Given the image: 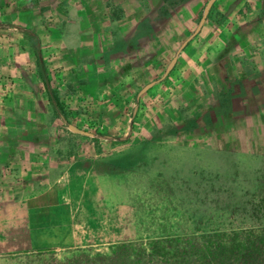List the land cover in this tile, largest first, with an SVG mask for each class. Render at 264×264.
<instances>
[{"label":"rangeland","instance_id":"1","mask_svg":"<svg viewBox=\"0 0 264 264\" xmlns=\"http://www.w3.org/2000/svg\"><path fill=\"white\" fill-rule=\"evenodd\" d=\"M209 1L189 0L157 21L162 47H154L152 36L134 47L120 39V28L131 34L130 21L143 19L135 0H113L121 21L120 3L132 12L129 23L112 17L107 0H0V123L6 138L9 132L37 142L45 138L49 153L77 159L89 141L68 124L94 133L96 160L112 156L117 164L118 199L131 203L117 209L118 218L134 242L200 235L213 220L238 226L236 217L222 216L223 207L241 202L228 189L255 186L264 193V0H217L202 31L162 79ZM157 3L146 0L143 6L150 13ZM11 23L40 35L67 123L48 102L23 34L4 27ZM80 139L85 143L78 147ZM236 173L231 183L228 177ZM212 174L219 177L213 181ZM111 255L107 244L1 257L0 264H96Z\"/></svg>","mask_w":264,"mask_h":264},{"label":"crops","instance_id":"2","mask_svg":"<svg viewBox=\"0 0 264 264\" xmlns=\"http://www.w3.org/2000/svg\"><path fill=\"white\" fill-rule=\"evenodd\" d=\"M135 1L139 7L136 11L143 19L130 21L134 26L131 34L122 26L120 39L135 47V44L142 46L152 36L154 47H162L157 21L189 0L164 15L160 13L164 0H147L150 5L153 1L159 2L150 13L143 6L146 0ZM109 2L120 8L113 0H107L105 8L112 15ZM120 7L125 18L118 22L129 23L132 12L129 14L121 3ZM4 27L9 29L7 24ZM101 30L96 27V33ZM4 124L0 123V258L52 249H92L131 241L126 237L127 223L117 213L118 208L131 203L125 197L118 199L117 164L109 161L112 156L105 162L96 160V137L85 138L89 141L87 152L84 148L78 150L82 158L69 159L49 153L48 139L40 138L39 142L36 138L21 139L19 132L16 138L10 132L6 138ZM82 143L84 140H78L77 146Z\"/></svg>","mask_w":264,"mask_h":264},{"label":"trees","instance_id":"3","mask_svg":"<svg viewBox=\"0 0 264 264\" xmlns=\"http://www.w3.org/2000/svg\"><path fill=\"white\" fill-rule=\"evenodd\" d=\"M185 1L164 0L160 10L161 15ZM108 8L111 9L115 19H121V10L115 8L111 2L108 3ZM7 27L24 35L36 58V67L48 102L58 119L67 123L69 114L58 90L53 86L44 58L41 38L27 26L11 23L7 24ZM136 101L139 102L137 97ZM135 118L134 115L130 123L131 131L135 128ZM97 136L116 142L127 141V138L123 140L103 134ZM218 175L212 174V180L215 181ZM229 178L231 183L235 182L239 174H230ZM255 185L258 186V183ZM228 193L239 198L241 202L223 207L222 216H230L231 220L236 217L240 221L238 226L235 225V221L222 223L213 220L212 226L206 227L202 234L196 236L185 235L166 239L156 238L147 242L129 241L114 244L111 246L112 255L106 258L100 257L96 264H264V193H259L255 186L239 191L228 189ZM259 215L260 217L257 218ZM80 264L88 263L83 260Z\"/></svg>","mask_w":264,"mask_h":264},{"label":"water","instance_id":"4","mask_svg":"<svg viewBox=\"0 0 264 264\" xmlns=\"http://www.w3.org/2000/svg\"><path fill=\"white\" fill-rule=\"evenodd\" d=\"M217 0H210L209 2H208V4L206 5V7H205V10H204V13H203V16H202V18H201V20H200V22H199V24H198V27H197V29L195 30V32L182 44V46L178 49V51L176 52V55H175V57L172 59V61L170 62V64H169V66H168V68H167V70H166V72L164 73V75H163V77H162V79H165L170 73H171V71L174 69V67L176 66V64H177V62H178V59H179V56H180V54H181V52H182V50L186 47V45L194 38V37H196L199 33H200V31H201V29H202V27H203V25H204V23L206 22V20H207V18H208V15H209V12H210V10L212 9V7H213V5L215 4V2H216ZM157 82L156 81H154V82H151V83H149V84H147L139 93H138V95H137V100H139L140 99V97L144 94V93H146V92H148L150 89H152L154 86H155V84H156ZM136 113H137V108H135V111H134V115H136ZM68 128H69V130L71 131V132H73L74 134H79V135H82V136H85V137H90V138H94V137H96V135L94 134V133H91V132H88V131H86V130H83V129H81V128H79V127H77V126H75V125H73V124H68Z\"/></svg>","mask_w":264,"mask_h":264}]
</instances>
